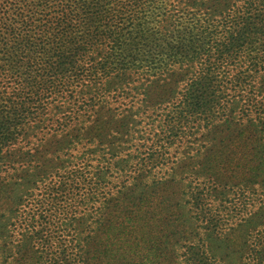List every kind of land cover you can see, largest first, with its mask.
<instances>
[{
    "label": "trees",
    "instance_id": "trees-1",
    "mask_svg": "<svg viewBox=\"0 0 264 264\" xmlns=\"http://www.w3.org/2000/svg\"><path fill=\"white\" fill-rule=\"evenodd\" d=\"M147 256L264 264V0H0V264Z\"/></svg>",
    "mask_w": 264,
    "mask_h": 264
},
{
    "label": "rangeland",
    "instance_id": "rangeland-1",
    "mask_svg": "<svg viewBox=\"0 0 264 264\" xmlns=\"http://www.w3.org/2000/svg\"><path fill=\"white\" fill-rule=\"evenodd\" d=\"M159 215L157 214V212H153V215L150 217V221H149V225H145V226H148L147 227V230L149 229V228H151V230L152 229H157V227L160 225V223H159ZM140 233V231L139 230H136V232H135V234L133 235V237L135 236V235H137V234H139ZM241 235V231H237L233 236H232V238H233V243H238L239 242V236ZM130 244L131 245H134L135 244V242H133V241H131L130 242ZM128 243H124L123 244V246H122V249H127V247H128ZM148 245H147V243L144 241V240H140V247H139V253H141V254H143L144 255V252L146 251V248L145 247H147ZM126 247V248H125ZM141 254H139V255H141ZM152 257V256H151ZM151 257H144L145 259H144V264H149L148 262L150 261V260H152L151 259ZM153 258V257H152ZM139 256H135L134 257V260L136 261V262H138L139 261ZM140 262V261H139Z\"/></svg>",
    "mask_w": 264,
    "mask_h": 264
}]
</instances>
